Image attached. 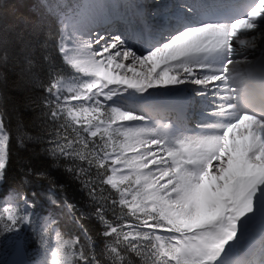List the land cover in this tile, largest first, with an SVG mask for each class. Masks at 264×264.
Masks as SVG:
<instances>
[{
    "label": "snow or ice",
    "instance_id": "obj_1",
    "mask_svg": "<svg viewBox=\"0 0 264 264\" xmlns=\"http://www.w3.org/2000/svg\"><path fill=\"white\" fill-rule=\"evenodd\" d=\"M64 7L56 33L38 22L0 30V185L11 157L4 106L18 130L20 112L38 106L40 133L18 131V142L46 140L92 203L58 201L64 185L25 166L80 233L66 239L44 219L37 264H264V0L129 5L120 34L94 32L100 5ZM52 40L69 71L44 54ZM36 207L19 192L0 200V235L35 230ZM86 216L99 223L95 236Z\"/></svg>",
    "mask_w": 264,
    "mask_h": 264
},
{
    "label": "trees",
    "instance_id": "obj_2",
    "mask_svg": "<svg viewBox=\"0 0 264 264\" xmlns=\"http://www.w3.org/2000/svg\"><path fill=\"white\" fill-rule=\"evenodd\" d=\"M56 4H52L49 0H0V30L2 29H15L19 30L25 26L26 22H38L42 25L44 32H57L56 21H54L53 12ZM53 11H51V10ZM43 36H41V42ZM55 40L49 42L48 49L44 52L45 55L52 57L53 63L57 67H62L65 71L67 67L63 64L58 51L55 50ZM40 53H38V56ZM42 59V56H41ZM11 67V61L9 62ZM40 77L46 84V66L45 71L40 72ZM9 83L15 79V76L10 71L8 72ZM11 94V93H10ZM30 95L36 100V105H40L39 97L45 95L42 88H34ZM6 117L5 122L10 132V167L8 169V179L4 184L5 189L17 191L29 198L33 199L37 205L35 209L39 212H44L51 207H59L63 210L66 218L62 221V230L66 238L71 235H79V229L73 224L71 217L67 214V210L62 203L52 204L48 199L49 183L45 180L37 179L36 177L25 174V166L30 165L34 171L47 168L51 175L56 179L59 184L64 185L63 191L58 192L57 199L62 201L68 199L69 202L74 203L79 211H90L92 203L88 197L86 189H82L80 182L74 179L71 173L65 169L71 162L61 160L58 165H54L52 159L47 155L46 148L48 144L45 141L38 142L36 140L25 141L23 146L18 142V131H23L31 136H36L40 133L39 121H33V117L37 115L41 108L34 106L31 109L23 110L20 116L23 120V129L18 130L17 111L13 110L11 102L5 106ZM42 134V133H41ZM110 191L108 186H105V194ZM33 193H36L33 196ZM82 222L89 230V234L95 236L99 229V223L93 216H86ZM29 251H36L40 241L32 232L26 234ZM5 240L4 234L0 235V247L2 241ZM136 264H139V258H135Z\"/></svg>",
    "mask_w": 264,
    "mask_h": 264
},
{
    "label": "water",
    "instance_id": "obj_3",
    "mask_svg": "<svg viewBox=\"0 0 264 264\" xmlns=\"http://www.w3.org/2000/svg\"><path fill=\"white\" fill-rule=\"evenodd\" d=\"M26 255L23 250V246L21 242H18L16 246V251L12 257V259L8 262V264H13V262H25L26 261Z\"/></svg>",
    "mask_w": 264,
    "mask_h": 264
},
{
    "label": "rangeland",
    "instance_id": "obj_4",
    "mask_svg": "<svg viewBox=\"0 0 264 264\" xmlns=\"http://www.w3.org/2000/svg\"><path fill=\"white\" fill-rule=\"evenodd\" d=\"M138 3H140V2H137V4ZM147 4H150V5H152L153 4V0H146V5ZM3 185V184H2ZM2 185H0V200H2V196H1V188H2ZM15 239V238H14ZM16 239H18V237H16ZM15 239V240H16ZM15 240L13 241V243L15 242ZM11 250V247H8L7 249H6V252H9Z\"/></svg>",
    "mask_w": 264,
    "mask_h": 264
}]
</instances>
